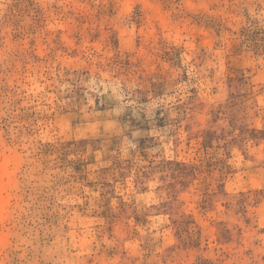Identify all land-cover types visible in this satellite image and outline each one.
Listing matches in <instances>:
<instances>
[{"label": "rangeland", "instance_id": "rangeland-1", "mask_svg": "<svg viewBox=\"0 0 264 264\" xmlns=\"http://www.w3.org/2000/svg\"><path fill=\"white\" fill-rule=\"evenodd\" d=\"M0 264H264V0H0Z\"/></svg>", "mask_w": 264, "mask_h": 264}, {"label": "bare ground", "instance_id": "bare-ground-1", "mask_svg": "<svg viewBox=\"0 0 264 264\" xmlns=\"http://www.w3.org/2000/svg\"><path fill=\"white\" fill-rule=\"evenodd\" d=\"M3 174L0 170V216H1V210L3 209V200H2V197H1V193L2 191L4 190L5 188V182L3 180Z\"/></svg>", "mask_w": 264, "mask_h": 264}]
</instances>
